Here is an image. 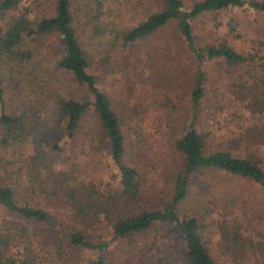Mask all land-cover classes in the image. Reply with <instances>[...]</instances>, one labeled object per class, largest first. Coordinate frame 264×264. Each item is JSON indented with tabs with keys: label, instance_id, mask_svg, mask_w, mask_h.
I'll list each match as a JSON object with an SVG mask.
<instances>
[{
	"label": "trees",
	"instance_id": "trees-1",
	"mask_svg": "<svg viewBox=\"0 0 264 264\" xmlns=\"http://www.w3.org/2000/svg\"><path fill=\"white\" fill-rule=\"evenodd\" d=\"M116 56L153 76L131 102L160 107L144 128L181 101L161 204L139 203L141 126L97 74ZM77 150L107 159L97 180ZM198 169L255 184V212L243 191L204 208L224 261L264 264V0H0V264H219L180 206Z\"/></svg>",
	"mask_w": 264,
	"mask_h": 264
},
{
	"label": "rangeland",
	"instance_id": "rangeland-1",
	"mask_svg": "<svg viewBox=\"0 0 264 264\" xmlns=\"http://www.w3.org/2000/svg\"><path fill=\"white\" fill-rule=\"evenodd\" d=\"M139 1H144L145 4L148 2V0ZM140 7L141 8L137 6V9L144 8L143 5ZM210 17L211 14L208 16L205 15L202 19H205L207 24H210L212 22ZM119 62H121L120 56H116L114 63L110 62L106 70H98L97 74L101 75L102 80L106 82L105 84L108 93L111 98H113L114 102L123 107L124 114L130 117V122L132 124L138 123L141 126L139 132L144 145L140 146V150L135 145L130 149L132 150V159L134 162L137 161L138 164H140L139 171L146 180V190L142 192V198L139 200V203L144 207L153 206L156 202L161 204L168 200L167 194L170 185L172 184V176L171 173L168 172V165H175L173 162L175 158L171 152L172 149L169 141L172 133L175 132L178 134L181 128V125L179 124V121H182L183 118L179 113V110L181 109V101H176L177 108H175L174 111H167V113L158 121L155 129L149 128L150 130H147V128H144L145 126L141 124L140 117H142L144 113L149 117L159 116L160 107L156 106V104H148V110H144L142 107L131 105V102L140 92L141 86H143L141 82L149 77L153 78V76H149L146 69L143 71V63L141 60H132L128 66H124L123 64L119 65ZM219 87H221L220 84ZM157 101L158 100L151 101L150 103H156ZM135 104L139 105L137 102ZM133 108L136 113L132 112ZM205 119L210 122V115L205 116ZM85 123L97 133L96 128L93 127V118L90 116V113L87 114ZM213 126L214 123H209L210 129H213ZM144 132L146 133L145 135ZM98 158L101 159L100 163L99 161L95 162L96 164H93V162L84 163L83 161H85V159L78 151L77 158L74 160L77 162L78 170L80 163V169L83 172L85 171L84 173H86V176L97 180L102 171L101 166L107 161L104 157H95L94 161ZM172 170L174 171V168ZM211 182L215 183V186L212 189L210 188ZM188 185V196L181 201V208L185 209L186 212H195L200 222H204V235L211 238L213 242L214 248H212V254L218 256L217 260L219 264H228L227 261H224L225 257L222 255V249L218 246H214L217 237L215 229L216 225L212 216L209 214L206 215L204 207L214 210L216 202L219 204L226 202V198H230L235 194H238L240 191H243L244 196L249 201L250 210L255 212L260 208L258 203V189L255 184H252L251 182L238 178L227 179L221 172L213 169H198L194 171L190 175ZM18 190L21 192L22 188L20 187ZM207 198H210L209 202L206 200ZM34 202L43 205L44 199H41L40 197L35 198ZM258 224L262 225V220L260 222L258 221ZM215 248H217V250ZM218 251L220 254H218ZM176 264H184L183 259L179 258Z\"/></svg>",
	"mask_w": 264,
	"mask_h": 264
}]
</instances>
